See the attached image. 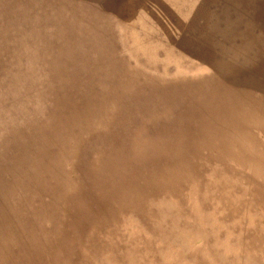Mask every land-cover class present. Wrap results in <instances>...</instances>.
<instances>
[{"label": "rangeland", "instance_id": "1", "mask_svg": "<svg viewBox=\"0 0 264 264\" xmlns=\"http://www.w3.org/2000/svg\"><path fill=\"white\" fill-rule=\"evenodd\" d=\"M60 219L30 261L264 264V0H0V236Z\"/></svg>", "mask_w": 264, "mask_h": 264}, {"label": "bare ground", "instance_id": "2", "mask_svg": "<svg viewBox=\"0 0 264 264\" xmlns=\"http://www.w3.org/2000/svg\"><path fill=\"white\" fill-rule=\"evenodd\" d=\"M230 145H231V143H229L228 146H230ZM225 152L227 154H232L231 151L229 150V148L228 149L226 148ZM43 156H44V158H48V159L44 160L42 158H36L35 161L34 160L31 161V164H32V166H31V169H32L31 178H32V180H28V182H31V183L35 184L37 181H39V180L42 181L43 180V178H41L42 175L40 176L36 172L37 168L34 167V166L37 165L38 162L42 163V168L45 169V172L53 171L52 167H53V165L55 163L54 159H53V155L48 153V154L43 155ZM72 169L73 168H71L70 173H67L66 175L65 174L61 175L60 171H54L53 172V174H56L59 179H62V183L65 184L64 185L65 186V192H67V190H69V189H72V185H71L72 184L71 181H73L72 178H71ZM25 172H27L26 169H24L22 173L26 174ZM18 174L21 176V173H18ZM21 177H23V176H21ZM33 179H35L36 181H34ZM57 181L59 183V180H57ZM21 182L23 183V181H21ZM102 190L103 189H101L100 194H104ZM115 192L117 193V191H115ZM64 197H65V195H63L60 199L64 200L65 199ZM54 200H55V198H53V201ZM43 207H45V206H43ZM79 214H81V213H79ZM76 215H78V214H76ZM42 216H44V215H42ZM64 216H66V214H64ZM78 217H80V215L77 216V218ZM68 223H69V221H68ZM9 224L10 225H14V226L17 225L16 222L13 221V220ZM74 224H75V222L72 223L70 221V223L67 225V227L70 228ZM3 225L6 226L7 225V221H4ZM63 225H65V224L60 219L59 226L57 225V227H55V228H53L52 230H49V231L42 230L41 231L42 238H39V239L37 237H35L34 235L31 236L30 234L27 236V235L22 234V233L16 234L15 232L14 233H9V232H6V231L3 232V237L0 236V264H38V263H34L33 261H30V256L32 257V255H34V254L36 255L39 252H41L42 250H43V252H45L44 255H48V256L52 257L54 255V250L60 248L62 246V244L64 243L65 239H66V237L64 235H62V233L60 235V231L63 229V228H60V227H63ZM1 229H2V227L0 226V230ZM50 236H58L60 238V242L59 243H55V245L53 246L51 244V242H48V239H49ZM27 237L30 238V242L27 241L28 254L26 252V249H25V246H24V243H23L24 240ZM46 240H47V242H46ZM2 245H13L14 247H20L22 250L25 251L26 255L15 256L14 254L11 253V249H12L11 248V249H9V253H10L11 256H8L6 251L4 249H2ZM53 259L55 261H57L56 258H53ZM61 262H63V261H61Z\"/></svg>", "mask_w": 264, "mask_h": 264}]
</instances>
